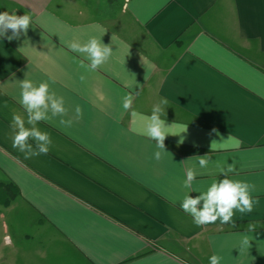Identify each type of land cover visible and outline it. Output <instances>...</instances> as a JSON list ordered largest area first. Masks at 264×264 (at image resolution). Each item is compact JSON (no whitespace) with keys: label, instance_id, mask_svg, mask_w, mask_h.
I'll return each instance as SVG.
<instances>
[{"label":"crops","instance_id":"obj_1","mask_svg":"<svg viewBox=\"0 0 264 264\" xmlns=\"http://www.w3.org/2000/svg\"><path fill=\"white\" fill-rule=\"evenodd\" d=\"M3 12L32 23L18 39L0 38V264H209L213 254L264 264V0H0ZM91 37L113 49L94 72L67 47ZM25 75L64 97L63 119L77 105L83 113L70 127L39 122L52 145L28 159L11 127L14 115L26 120ZM162 98L166 123L188 126L183 144L166 137L165 151L132 116ZM213 128L240 147L211 152ZM233 163L228 178L255 185L259 204L237 211L235 226H196L181 201ZM189 168L197 175L186 189Z\"/></svg>","mask_w":264,"mask_h":264},{"label":"clouds","instance_id":"obj_2","mask_svg":"<svg viewBox=\"0 0 264 264\" xmlns=\"http://www.w3.org/2000/svg\"><path fill=\"white\" fill-rule=\"evenodd\" d=\"M32 23V17L28 14L16 15L8 12L0 13V38H7L9 41L18 39L21 33L26 34ZM11 30L12 35H7ZM67 47L82 57L80 66L87 71L94 72L105 65L113 54L112 44H105L101 38L91 37L87 41L74 39L68 43ZM87 60L88 63H85ZM81 80L85 77L82 75ZM20 95L18 103L26 113V120L20 115H14L12 120V146L25 154V158H31L39 155H47L52 145L50 134L41 131L37 125L41 121H48L55 117H61L59 123L70 127L74 121L82 118V109L79 105L75 107V114L69 119H63L68 116L69 109L65 107L63 96L57 95L50 90L47 81H42L38 85L32 80L25 78L19 81ZM133 96L128 94L122 98L123 109L127 111L132 103ZM167 99H160L153 105L150 115L132 113L133 117H138L142 121L139 133L156 142L157 149L165 151V140L169 135L180 136L178 143L183 144L188 131L187 125H180L175 122L170 125L166 123L165 106ZM28 125V126H26ZM212 133L219 137V140L210 141L212 151L236 149L240 147L241 141L236 137L229 135L226 139L220 135L217 129L213 128ZM211 135V133H210ZM29 141H34L30 143ZM161 158V151L155 152V159ZM210 162L209 155L199 156L198 164L201 169L207 168ZM235 170V163L227 165L226 168H220V173L224 178L214 181L206 191L193 197L186 194L180 203L181 209L192 217L196 226L214 224L219 221L221 224H231L235 226L233 216L239 213H251L254 207L259 204L258 199H254L251 193L255 190V185L240 180L228 178V174ZM197 172L193 168L187 169L184 188L190 189ZM248 231H253L255 225L249 224ZM251 247L250 239L247 235L240 241L241 249ZM254 258V257H253ZM255 259V258H254ZM222 257L213 254L209 257V264H220Z\"/></svg>","mask_w":264,"mask_h":264}]
</instances>
